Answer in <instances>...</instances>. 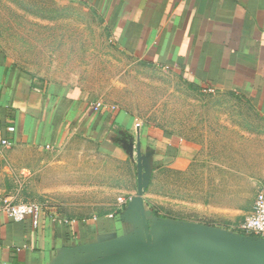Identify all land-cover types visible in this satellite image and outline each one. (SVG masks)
<instances>
[{"label":"crops","instance_id":"1","mask_svg":"<svg viewBox=\"0 0 264 264\" xmlns=\"http://www.w3.org/2000/svg\"><path fill=\"white\" fill-rule=\"evenodd\" d=\"M78 1L101 14L113 46L123 55L177 74L194 90L227 93L256 106L264 117V0ZM96 107L95 97L83 86L16 74L0 54V141L7 146L52 152L80 138L94 142L103 156H122L116 128H124L127 120L121 123V116H109ZM133 124L143 143L146 172L190 149L175 142L166 129L141 126L136 134ZM257 185L247 214L232 203L243 201L239 189L205 191L199 223L166 217L145 207L138 196L113 212L84 218L46 210L37 228L29 219L14 222L2 215L0 264H85L180 235L229 238L227 232L250 214L262 186ZM131 264L264 262L193 248Z\"/></svg>","mask_w":264,"mask_h":264},{"label":"rangeland","instance_id":"2","mask_svg":"<svg viewBox=\"0 0 264 264\" xmlns=\"http://www.w3.org/2000/svg\"><path fill=\"white\" fill-rule=\"evenodd\" d=\"M0 54L16 74L83 86L99 111L127 120L126 130L116 128L120 157L103 156L80 138L52 152L0 141V196L78 218L140 196L166 217L199 223L205 191L239 189L243 201L232 203L248 213L256 185L264 184V117L256 106L194 90L177 74L123 55L101 14L78 0H0ZM135 120L170 131L190 149L156 171L144 164L139 170L134 147L143 161V143Z\"/></svg>","mask_w":264,"mask_h":264},{"label":"water","instance_id":"3","mask_svg":"<svg viewBox=\"0 0 264 264\" xmlns=\"http://www.w3.org/2000/svg\"><path fill=\"white\" fill-rule=\"evenodd\" d=\"M137 167L141 170L143 161L137 148ZM140 197V196H138ZM143 206H141L142 215ZM227 237L208 234H187L173 237L155 244L132 249L107 258H102L85 264H131L168 254L173 251L193 248H207L227 252L257 262H264V244L257 243L258 240L249 236H242L233 232H227Z\"/></svg>","mask_w":264,"mask_h":264},{"label":"built area","instance_id":"4","mask_svg":"<svg viewBox=\"0 0 264 264\" xmlns=\"http://www.w3.org/2000/svg\"><path fill=\"white\" fill-rule=\"evenodd\" d=\"M98 106V104H96ZM142 123L135 120L133 127L136 133L141 128ZM3 146H7L1 141ZM135 145V160L137 164L138 152ZM46 211L43 206L34 200H18L12 196L0 198V216H5L14 222H21L26 219L31 221L33 228H37ZM232 232L243 236H253L264 239V185L258 188L250 214L238 226L231 228Z\"/></svg>","mask_w":264,"mask_h":264}]
</instances>
